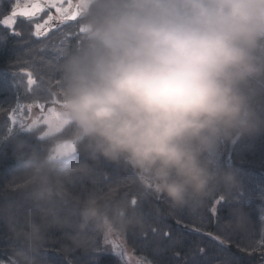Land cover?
Wrapping results in <instances>:
<instances>
[{"label":"clouds","instance_id":"obj_1","mask_svg":"<svg viewBox=\"0 0 264 264\" xmlns=\"http://www.w3.org/2000/svg\"><path fill=\"white\" fill-rule=\"evenodd\" d=\"M78 39L50 85L58 122L49 146L20 155L0 188L6 264H47L63 253L141 230L126 192L83 194L98 168L130 174L139 199L168 215L202 208L238 183L220 148L264 131V0H78ZM63 135L57 138V133ZM247 226L242 213L227 221Z\"/></svg>","mask_w":264,"mask_h":264},{"label":"snow or ice","instance_id":"obj_2","mask_svg":"<svg viewBox=\"0 0 264 264\" xmlns=\"http://www.w3.org/2000/svg\"><path fill=\"white\" fill-rule=\"evenodd\" d=\"M7 4L6 8L0 6V28L7 30L6 34L0 33V42H6L9 37L14 39L18 45L14 49L15 64L21 67V72L7 66L0 71L3 86L7 89L10 87L14 93V99L6 104L7 107L0 106V145L11 144L21 155L28 150L50 145L48 129L54 114L50 85L54 81L55 64L62 53L78 39L79 8L78 0H7ZM40 13H44V16H40ZM33 37L36 39L33 40ZM49 47L53 50L51 56L47 54ZM45 64L48 65L47 71ZM21 91L23 96L20 95ZM61 135L63 130L57 133V138ZM129 184L130 174L125 176L120 169L106 172L102 167L97 169L91 183L85 181L79 186V191L83 194L109 188L122 191ZM126 194L130 209L140 215L143 228L129 232L130 237L127 233L106 236L103 243L97 241L91 251V264H99L96 257L102 252H110L119 264H158L154 258H149V253H158L165 241L175 242L170 232L162 229L157 222L162 209L145 212L143 199H139L137 194ZM229 200L230 195L224 194L216 199L212 206L214 217L218 218L220 205ZM239 214V209H233L231 220ZM173 216L177 224H185L179 213ZM261 219L264 221V216ZM194 230L201 231L198 227ZM232 234L230 224L220 226L216 233L205 232V235L225 248L233 245ZM237 247L242 248L245 254L259 252L264 255V227L260 238L251 246ZM198 251L203 253L204 250ZM0 264L6 262L0 261Z\"/></svg>","mask_w":264,"mask_h":264},{"label":"trees","instance_id":"obj_3","mask_svg":"<svg viewBox=\"0 0 264 264\" xmlns=\"http://www.w3.org/2000/svg\"><path fill=\"white\" fill-rule=\"evenodd\" d=\"M0 6L7 7V0H0ZM0 33H7L6 29L0 28ZM14 43L13 47L10 44ZM18 45L12 37L6 42H0V71L6 66L14 71L21 72V67L15 64V53ZM53 50L47 49L51 56ZM24 67H27L26 65ZM47 71L48 65H44ZM24 95L23 91L20 93ZM14 99L13 90L3 86V78L0 77V106L7 107ZM54 99V98H53ZM261 108L264 110V98L261 100ZM219 164L225 172L234 174L238 188H234L230 194L229 202L220 205L218 218L213 216L212 206L216 199L223 194V188L219 189L202 207L195 211H184L179 213L185 220V224H177L175 217L165 211V206L154 197L143 199L144 211L149 212L160 208L158 224L162 229H167L174 243L165 241L158 253L150 254L158 264H264V255L259 252L245 254L242 248L249 247L261 236L264 227V131L257 135L241 137L220 148ZM104 170L111 171L110 165H104ZM22 170V160L11 144L0 145V188L6 182ZM125 176L129 173L120 169ZM79 190V189H78ZM106 190V189H105ZM130 196L138 193L136 186L129 184L122 190ZM239 209L246 218L247 226L244 231L232 234L233 245L223 247L217 241L205 235V232L216 233L222 225L232 219V210ZM187 225V226H185ZM200 228L196 232L195 228ZM50 242L47 245L44 256L47 264H91L93 254L79 250L65 254L61 250L64 241L59 233L50 234ZM129 237L131 233L127 234ZM103 243L104 239L99 240ZM8 244L7 232L0 227V261L6 259V248ZM198 249H203V253ZM99 264H118L115 256L110 252H102L96 257Z\"/></svg>","mask_w":264,"mask_h":264},{"label":"rangeland","instance_id":"obj_4","mask_svg":"<svg viewBox=\"0 0 264 264\" xmlns=\"http://www.w3.org/2000/svg\"><path fill=\"white\" fill-rule=\"evenodd\" d=\"M58 116L56 115V113H55V111H54V114H53V117H52V124L53 125H56L57 124V122H58ZM118 264H119V262H118Z\"/></svg>","mask_w":264,"mask_h":264},{"label":"flooded vegetation","instance_id":"obj_5","mask_svg":"<svg viewBox=\"0 0 264 264\" xmlns=\"http://www.w3.org/2000/svg\"><path fill=\"white\" fill-rule=\"evenodd\" d=\"M45 11H47V9H45ZM52 12H53V14H55V9H53L52 10ZM40 16H44V13H40L39 14ZM44 18H46V17H44ZM43 22V20H41V23ZM58 22V21H57ZM36 38L35 37H33V40H35ZM14 46V43H12V44H10V47H13Z\"/></svg>","mask_w":264,"mask_h":264},{"label":"water","instance_id":"obj_6","mask_svg":"<svg viewBox=\"0 0 264 264\" xmlns=\"http://www.w3.org/2000/svg\"><path fill=\"white\" fill-rule=\"evenodd\" d=\"M57 23H59V22H57Z\"/></svg>","mask_w":264,"mask_h":264}]
</instances>
